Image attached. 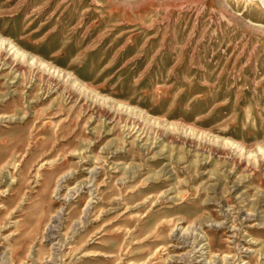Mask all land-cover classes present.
Wrapping results in <instances>:
<instances>
[{"label": "rangeland", "instance_id": "1", "mask_svg": "<svg viewBox=\"0 0 264 264\" xmlns=\"http://www.w3.org/2000/svg\"><path fill=\"white\" fill-rule=\"evenodd\" d=\"M0 264H264V0H0Z\"/></svg>", "mask_w": 264, "mask_h": 264}]
</instances>
